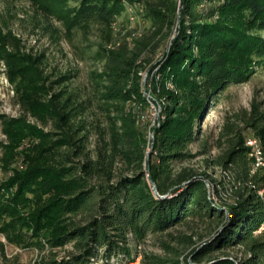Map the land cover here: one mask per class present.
Segmentation results:
<instances>
[{
  "label": "trees",
  "instance_id": "trees-1",
  "mask_svg": "<svg viewBox=\"0 0 264 264\" xmlns=\"http://www.w3.org/2000/svg\"><path fill=\"white\" fill-rule=\"evenodd\" d=\"M30 1L35 28L99 30L102 64L84 96L73 73L48 72L45 50L0 25V74L22 110L0 114L8 242L36 249L35 264H127L151 240L159 250L142 264H264V167L253 172L247 143L256 137L264 156V103L212 140L201 126L226 88L264 67V0H182L181 12L179 0L145 1L152 29L132 42H117L116 22L142 0ZM159 39L171 45L157 58ZM152 105L154 124L142 113Z\"/></svg>",
  "mask_w": 264,
  "mask_h": 264
},
{
  "label": "rangeland",
  "instance_id": "rangeland-1",
  "mask_svg": "<svg viewBox=\"0 0 264 264\" xmlns=\"http://www.w3.org/2000/svg\"><path fill=\"white\" fill-rule=\"evenodd\" d=\"M156 3L158 0H142L130 5L129 8L119 16L116 22V39L132 40L136 36L151 32L152 20L146 17V2ZM182 5V0H179ZM36 9L30 0H0V25L14 30L22 37L28 47H34L37 51H46L48 56L47 70L55 75L71 72L74 78L70 83V88L81 92L84 96L93 93L92 71L102 64L97 52L100 50L102 36L99 30L94 29L88 37L81 32H76L72 36L65 33L58 35L52 33V28L47 30L35 28ZM181 12V11H180ZM54 26H61L60 22L54 21ZM177 35L176 28L171 36L174 39ZM160 45L156 57L161 56L164 49H169L170 43L166 39H159ZM149 70L143 72L144 87L148 79ZM0 77V114L8 116H19L22 112L21 105L16 99L15 86ZM149 97H151L149 95ZM254 102L264 103V67L257 68L250 78L239 84H232L226 88L215 106L204 114L201 126L204 130V138H214L227 123L239 122L246 110L252 108ZM97 111V110H96ZM95 112V111H94ZM145 119L152 120L153 124L159 121L161 106L152 105L150 109L142 111ZM153 134V133H152ZM151 134V143L152 135ZM0 141L8 142V136L3 131L0 120ZM97 137L92 136L91 146L96 143ZM196 149V148H195ZM152 150V145L149 152ZM218 153L214 149L209 155ZM3 150L0 149V157ZM207 155H201L202 160ZM1 164V163H0ZM215 177L221 178L225 170L221 167L215 168ZM5 171L0 165V182L5 177ZM211 191L215 195L214 185L209 183ZM152 240L141 246V255L127 264H142L143 253L155 247ZM159 250V249H155ZM63 254V252H62ZM41 254L33 248L25 249L8 242L6 237L0 233V264H35ZM113 262H116L115 260ZM120 264V263H119Z\"/></svg>",
  "mask_w": 264,
  "mask_h": 264
},
{
  "label": "built area",
  "instance_id": "built-area-1",
  "mask_svg": "<svg viewBox=\"0 0 264 264\" xmlns=\"http://www.w3.org/2000/svg\"><path fill=\"white\" fill-rule=\"evenodd\" d=\"M249 138H250V143H251V147H252V153L251 154L255 157V165L253 168V172H254L258 168L264 167V164H262V157L258 151V141H256V137H249ZM260 230H264V227Z\"/></svg>",
  "mask_w": 264,
  "mask_h": 264
},
{
  "label": "bare ground",
  "instance_id": "bare-ground-1",
  "mask_svg": "<svg viewBox=\"0 0 264 264\" xmlns=\"http://www.w3.org/2000/svg\"><path fill=\"white\" fill-rule=\"evenodd\" d=\"M0 77L4 78L7 82H10L5 72H2V73L0 74ZM10 84H11V83H10ZM256 141H258L257 138H256ZM247 143H248L249 145H251V143H250V138L248 139ZM258 151H259V153H260V155H261V157H262V164H264V156H263V152H262V150H261V145L259 144V141H258ZM261 193H263V190L261 191ZM263 227H264V223L261 225V227L259 228L258 232H262V231H264V230H260V229H262Z\"/></svg>",
  "mask_w": 264,
  "mask_h": 264
},
{
  "label": "water",
  "instance_id": "water-1",
  "mask_svg": "<svg viewBox=\"0 0 264 264\" xmlns=\"http://www.w3.org/2000/svg\"><path fill=\"white\" fill-rule=\"evenodd\" d=\"M179 9H180V11L182 10V5H180ZM144 88L146 90V87H144ZM154 133H155V131L152 134L153 135L152 139L154 138ZM150 155H151V151H150ZM150 181H151L152 185L156 188V184H155L154 180L151 178Z\"/></svg>",
  "mask_w": 264,
  "mask_h": 264
}]
</instances>
